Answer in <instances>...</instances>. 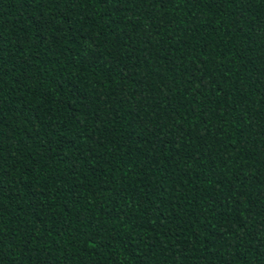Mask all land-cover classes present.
Wrapping results in <instances>:
<instances>
[{"label": "trees", "instance_id": "obj_1", "mask_svg": "<svg viewBox=\"0 0 264 264\" xmlns=\"http://www.w3.org/2000/svg\"><path fill=\"white\" fill-rule=\"evenodd\" d=\"M0 264H264V0H0Z\"/></svg>", "mask_w": 264, "mask_h": 264}]
</instances>
